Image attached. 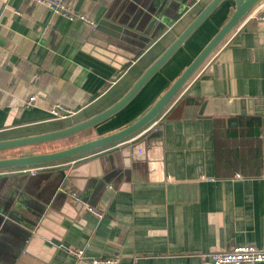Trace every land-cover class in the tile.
Listing matches in <instances>:
<instances>
[{
    "label": "crops",
    "instance_id": "crops-1",
    "mask_svg": "<svg viewBox=\"0 0 264 264\" xmlns=\"http://www.w3.org/2000/svg\"><path fill=\"white\" fill-rule=\"evenodd\" d=\"M62 1L97 25L33 0H0V141L61 130L110 108L212 0H166L154 14L153 0ZM261 5L142 132L39 165L34 175L0 171V264L106 257L118 264H210L212 252L264 246V20L254 14ZM235 6L224 0L202 25L221 27ZM177 52L103 122L0 150V158L55 152L128 126L193 60L183 64ZM56 104L76 113L55 119ZM71 191L104 217L73 203ZM79 248L81 259L71 251Z\"/></svg>",
    "mask_w": 264,
    "mask_h": 264
},
{
    "label": "water",
    "instance_id": "water-1",
    "mask_svg": "<svg viewBox=\"0 0 264 264\" xmlns=\"http://www.w3.org/2000/svg\"><path fill=\"white\" fill-rule=\"evenodd\" d=\"M166 0H153L151 13L156 12V6H162ZM224 0H212L200 14L186 27V29L174 40V42L156 59V61L144 72L139 80L134 84L130 91L117 103L103 112L80 123L67 128L40 134L36 136L18 138L14 140L0 141V150L18 148L33 145L41 142L63 139L103 122L116 112L123 109L149 82V80L168 62L172 56L182 47L190 36L205 22V20L220 6ZM235 9L229 19L220 27L214 36L207 42L201 51L195 56L190 64L181 72V74L172 82L164 93L134 122L128 126L105 136L95 138L72 147L58 150L55 152L42 154H23L15 157L0 158V169L30 166L42 163H49L69 159L89 151L123 141L135 134L142 132L147 128L171 103L184 85L191 79L206 59L216 50L221 42L232 32V30L249 14V12L260 2L264 0H234ZM127 34L144 43L150 42L136 32L127 31ZM159 133H151L148 139L158 136ZM101 183V182H100ZM99 184V183H98ZM99 184L97 187H99ZM113 192L112 190H110Z\"/></svg>",
    "mask_w": 264,
    "mask_h": 264
},
{
    "label": "built area",
    "instance_id": "built-area-1",
    "mask_svg": "<svg viewBox=\"0 0 264 264\" xmlns=\"http://www.w3.org/2000/svg\"><path fill=\"white\" fill-rule=\"evenodd\" d=\"M33 1L46 5L54 13L64 16L71 21L82 20L91 24L92 26L97 25V23L93 19L89 18L86 14L75 11L62 0ZM17 12L19 13V11ZM254 14L257 18L264 20V5H261L257 10H255ZM35 99V96H31L28 100H26V106H31ZM50 112L55 119L67 118L73 116L76 113L73 109L65 106L64 104H56L51 108ZM39 168L40 166L21 167L15 169V171H18L20 173H31L32 175H34ZM70 198L71 201L75 204H84L87 210L98 218L104 217V211L86 203L79 192L71 191ZM71 251L78 259L84 257V250L81 248L71 249ZM208 256L210 259V264H259L264 263V246L258 247L251 243L238 244L227 252H212ZM118 262V258L111 257L95 258L92 260V264H118Z\"/></svg>",
    "mask_w": 264,
    "mask_h": 264
},
{
    "label": "rangeland",
    "instance_id": "rangeland-1",
    "mask_svg": "<svg viewBox=\"0 0 264 264\" xmlns=\"http://www.w3.org/2000/svg\"><path fill=\"white\" fill-rule=\"evenodd\" d=\"M219 28L217 26L216 28L211 27L209 23H207L206 27L202 25L196 31V33H194L193 36L181 47L175 57H177L178 54H181V59L183 58L182 63L184 62L183 64H188L214 36ZM183 64H181L179 68H182Z\"/></svg>",
    "mask_w": 264,
    "mask_h": 264
},
{
    "label": "trees",
    "instance_id": "trees-1",
    "mask_svg": "<svg viewBox=\"0 0 264 264\" xmlns=\"http://www.w3.org/2000/svg\"><path fill=\"white\" fill-rule=\"evenodd\" d=\"M177 95H178V94H177ZM174 99H175V98H174ZM174 99H173V100H174ZM173 100H172V101H173ZM172 101H171V102H172ZM169 105H170V104H169ZM169 105H168V106H169ZM168 106H167V107H168ZM167 107H166V108H167ZM43 164H46V163L36 164V165H34V166H39V165H43ZM22 167H32V166H22ZM18 168H21V167L4 168V169H0V171H3V170H10V169H18Z\"/></svg>",
    "mask_w": 264,
    "mask_h": 264
}]
</instances>
